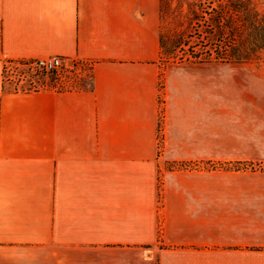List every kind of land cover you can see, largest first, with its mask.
Returning <instances> with one entry per match:
<instances>
[{
	"label": "crops",
	"instance_id": "1",
	"mask_svg": "<svg viewBox=\"0 0 264 264\" xmlns=\"http://www.w3.org/2000/svg\"><path fill=\"white\" fill-rule=\"evenodd\" d=\"M160 0H0V264H264V64L163 62ZM92 64L16 91L7 60Z\"/></svg>",
	"mask_w": 264,
	"mask_h": 264
},
{
	"label": "trees",
	"instance_id": "2",
	"mask_svg": "<svg viewBox=\"0 0 264 264\" xmlns=\"http://www.w3.org/2000/svg\"><path fill=\"white\" fill-rule=\"evenodd\" d=\"M162 1V0H160ZM208 18L197 17L198 45L188 46L194 62L254 63L264 60V9L252 0H214ZM200 17V18H198ZM161 54L164 42L160 35ZM182 62V61H178Z\"/></svg>",
	"mask_w": 264,
	"mask_h": 264
},
{
	"label": "rangeland",
	"instance_id": "3",
	"mask_svg": "<svg viewBox=\"0 0 264 264\" xmlns=\"http://www.w3.org/2000/svg\"><path fill=\"white\" fill-rule=\"evenodd\" d=\"M259 9H264V0H252ZM214 0H162L159 7V32L163 38L164 48L161 58L163 62H178L191 59L187 52L188 46L196 49L198 45L197 33L194 31L198 24H203V20L196 21L194 15L208 18ZM200 18V17H198ZM264 64V60L254 62ZM51 84L55 86V78H51ZM89 78L81 77L68 81V86H87Z\"/></svg>",
	"mask_w": 264,
	"mask_h": 264
},
{
	"label": "built area",
	"instance_id": "4",
	"mask_svg": "<svg viewBox=\"0 0 264 264\" xmlns=\"http://www.w3.org/2000/svg\"><path fill=\"white\" fill-rule=\"evenodd\" d=\"M92 64L82 60H68L60 55L7 60L2 69L3 83L16 91H38L53 86L65 87L69 80L91 76Z\"/></svg>",
	"mask_w": 264,
	"mask_h": 264
}]
</instances>
